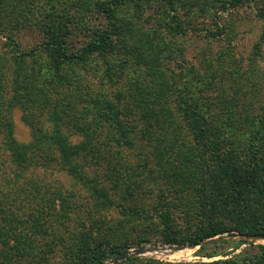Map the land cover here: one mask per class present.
I'll list each match as a JSON object with an SVG mask.
<instances>
[{
  "label": "trees",
  "instance_id": "trees-1",
  "mask_svg": "<svg viewBox=\"0 0 264 264\" xmlns=\"http://www.w3.org/2000/svg\"><path fill=\"white\" fill-rule=\"evenodd\" d=\"M158 1L166 10L157 27L185 35L180 0ZM246 1L254 2L263 23L254 51L261 57L264 0H217L218 9ZM150 3L0 0V34L6 38L0 49V149L10 150L22 172L57 163L80 187L29 179L3 194L0 264H105L136 244L264 237V93L246 101L234 84L231 95L214 82L217 71L208 77L196 65L168 72L161 58L172 53L170 45L150 29V19L143 22ZM24 29L41 39L23 47L17 36ZM131 54L138 63L130 87H118L114 98L94 96L83 72L99 58L106 78L118 82L131 68ZM254 72L238 73L244 87ZM214 88L220 89L216 97L205 94ZM15 109L31 128L29 142L14 135ZM125 151L135 152V163ZM18 200L29 201V211L14 210ZM195 255L189 261L132 256L118 264H264V244L210 241Z\"/></svg>",
  "mask_w": 264,
  "mask_h": 264
},
{
  "label": "rangeland",
  "instance_id": "rangeland-1",
  "mask_svg": "<svg viewBox=\"0 0 264 264\" xmlns=\"http://www.w3.org/2000/svg\"><path fill=\"white\" fill-rule=\"evenodd\" d=\"M177 7L183 26L187 29L186 34L182 36L173 33L169 26L157 27L159 25L157 18L162 15L163 10H166L165 2L151 0V3L145 6V13L143 16V22L146 19H150L151 30L157 29V31L160 32L162 36L160 41L170 45L169 47L172 53L166 50L161 58L167 71L170 72V70H172L177 72L180 70L179 66L182 64V66L196 65V67L208 77L211 76L214 71H217L214 82L217 81L220 85L223 84V87L231 93V95L237 93V91L233 90V86L234 84H238V86L242 87L243 91L237 94H241L242 97H245L244 100L249 101L250 99L260 98L264 93V43L262 45L263 54L261 57L256 56L255 58L254 51L257 42L260 40L263 23L255 16L254 2L246 1L237 8L222 10L218 9L220 6L217 0H180ZM91 22L98 23V20H94L93 18ZM221 27L226 29L224 35L219 31ZM213 32L217 34L213 36ZM17 38L22 46L27 48L35 45L41 39V36L33 29H24ZM81 40L83 41V38H81ZM5 42L6 38L0 34V49H2ZM118 58H120V56H118ZM123 58L124 57L121 59ZM130 59L131 68L126 71L125 77L118 82L109 81L105 75L107 65L102 59H95L91 63L89 70L83 72L84 77L91 82L94 92L93 95L96 96L97 93H100L114 98L115 90L118 87L123 88L122 90H124L125 86L128 87L131 83V79L136 76L134 69L137 68L138 63L134 54H131ZM141 67L142 70H144V66L142 65ZM247 68H254L255 72L251 74L253 81H251L248 86L244 87L245 82L238 76V73H242ZM234 69H236V71ZM78 70L82 73L80 69ZM252 83H255L256 87H252ZM246 89L249 90V93L244 94ZM219 90L220 89L214 88L205 94L213 98L216 97ZM259 105L260 101L257 99L254 106L259 107ZM220 107L214 108V110L219 111ZM13 119L15 137L21 142H29L32 138L31 128L23 120L22 111L20 109H15ZM46 125L49 128L51 124L47 122ZM104 133L106 135L107 130H105ZM72 139L77 141L81 139V136L74 135ZM2 146H4V144L0 142V147ZM124 153L125 156L130 159L131 163L136 162L134 158L135 152L125 151ZM10 154V150L5 148L0 149L2 161L0 169V187L2 192H0V197H3V194L9 191H14L17 185L19 186L29 179L37 181L40 179L39 181H47L62 186L64 189H74L75 187V190L78 191L80 188L79 185H74L70 176H68L57 163H52L47 168L32 166L22 172L12 162ZM87 169L91 171V174L93 173L91 167H87ZM77 197L81 199V196ZM29 206H32L29 201L24 200L20 203L18 200L12 207L14 210L19 209V212L22 213L24 211V213H26L29 211ZM113 214L116 215L115 213ZM223 236L228 237L230 235L225 234ZM224 240L241 239L225 238ZM258 243L259 242L256 244ZM138 245H145L147 247H166V249L162 251L146 252L144 255L146 257H156L171 261L198 259V256L195 255L196 250L199 248L198 246L182 250H175L174 248H169L170 245L161 243H144L133 246ZM245 246H247V244H243L240 248L236 249L235 252L241 251ZM231 250L230 248L229 251Z\"/></svg>",
  "mask_w": 264,
  "mask_h": 264
},
{
  "label": "water",
  "instance_id": "water-1",
  "mask_svg": "<svg viewBox=\"0 0 264 264\" xmlns=\"http://www.w3.org/2000/svg\"><path fill=\"white\" fill-rule=\"evenodd\" d=\"M225 238H240V239H246L248 241L252 242H259L261 244H264V237H258V236H248L245 234H233L228 237L225 236H214L209 239L203 240L201 243L197 245H189V244H184V245H170L169 248H174L175 250H180V249H185V248H194L195 246L200 247L201 244L210 242V241H218V240H224ZM165 246H152V247H147L145 245H138V246H133L131 248H128L121 252L120 254L114 256L110 261H108L105 264H118L122 260L127 259L128 257L132 256H144L146 252L149 251H162L165 250Z\"/></svg>",
  "mask_w": 264,
  "mask_h": 264
},
{
  "label": "bare ground",
  "instance_id": "bare-ground-1",
  "mask_svg": "<svg viewBox=\"0 0 264 264\" xmlns=\"http://www.w3.org/2000/svg\"><path fill=\"white\" fill-rule=\"evenodd\" d=\"M180 250H182V249H180Z\"/></svg>",
  "mask_w": 264,
  "mask_h": 264
}]
</instances>
